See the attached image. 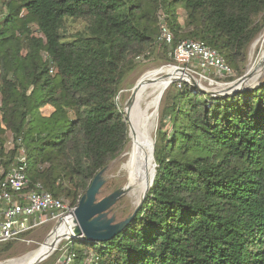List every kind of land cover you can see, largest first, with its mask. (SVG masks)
<instances>
[{
	"label": "trees",
	"instance_id": "obj_1",
	"mask_svg": "<svg viewBox=\"0 0 264 264\" xmlns=\"http://www.w3.org/2000/svg\"><path fill=\"white\" fill-rule=\"evenodd\" d=\"M263 29L264 0H0L1 164L24 147L31 182L77 206L129 141L117 97L137 63L174 62L191 39L242 74ZM154 145L136 217L107 242L72 240L75 264H264V81L229 96L174 82Z\"/></svg>",
	"mask_w": 264,
	"mask_h": 264
},
{
	"label": "built area",
	"instance_id": "obj_2",
	"mask_svg": "<svg viewBox=\"0 0 264 264\" xmlns=\"http://www.w3.org/2000/svg\"><path fill=\"white\" fill-rule=\"evenodd\" d=\"M161 39L169 44H172L174 39L173 33L165 24L161 26ZM170 55L175 57L178 66L188 69L196 68L205 72L214 70L221 76H232L235 73L218 50L202 41L182 40ZM138 59L142 61L144 57L139 56ZM2 106L0 98V117ZM9 136L10 139L5 144L8 150L13 149L16 143H21V139L16 141L13 134ZM3 174L4 178H0V244L19 241L41 226L58 222L76 208L55 197L42 183L31 182L24 147L19 148L16 161L8 171L0 162V175ZM75 261L76 253L69 243L58 263L75 264Z\"/></svg>",
	"mask_w": 264,
	"mask_h": 264
},
{
	"label": "rangeland",
	"instance_id": "obj_3",
	"mask_svg": "<svg viewBox=\"0 0 264 264\" xmlns=\"http://www.w3.org/2000/svg\"><path fill=\"white\" fill-rule=\"evenodd\" d=\"M82 27H84L83 21L81 20L75 21L71 23L69 31L76 32L80 30ZM263 37H264V29L254 39V41L251 43V45L248 48L247 60L244 66H242V71H243L242 74L241 72H237L236 70L233 69L235 72L234 75L221 76V75H217L214 72V70H212L211 72H205V71H202L196 68H189V69L187 67L185 68H187L188 71L193 74V76L200 82V84L204 87V89H207L209 91H218V90H215L214 88L221 84H223L226 88L229 86V84L236 82L241 77H243L251 69L252 65L259 63V60L261 59L264 53V38ZM166 65H178V63L176 61L167 62L165 60H161L157 58V56L155 55V56H152L150 59H147L144 62L137 63L135 69L132 70L130 73H128V75L124 79L121 90L117 97V103L124 113L126 112V107H127V104L130 98L132 97L134 88L139 82V80L141 79L142 75L150 69L158 68V67L166 66ZM191 67L193 66L191 65ZM263 71L259 75H257V72H255L253 76L240 87V91L258 87L264 81ZM178 81H181V80H176L174 82H178ZM172 85L164 93L159 109H158V116L155 121V129H154L155 142L157 138V129L159 128L161 117H162V112L164 109V98H165L166 93L172 89ZM224 89H220L219 92L221 93L225 92ZM211 95L217 96L213 94ZM224 95H221V96H224ZM50 110L51 108L49 107H44L42 109V111L45 114H51L54 109L51 110V112H49ZM9 135L10 134L6 136V142L10 139ZM8 149L9 148H7V150ZM154 149H155V146H154ZM130 150H131V138L129 136V141L127 142L122 153L117 158L112 160L111 163H109L108 165V168L104 174L106 178V183L102 188V192L99 195V199L109 195L110 193L114 192L116 189L123 187L124 185L128 183L129 172L125 164H127L128 162ZM155 170H156V164H155L153 173L151 174V177H150L151 184L153 183ZM143 194L144 193L140 190L132 189L128 194L124 195L115 204L111 212V215L115 214L118 221L125 219L130 213H133L134 210L137 208V206L139 205L142 199ZM63 201L67 205H69L68 204L69 202L67 200H63ZM56 225H57V222L46 224L44 226H41L35 229L33 232L25 235L24 236L25 238L20 239L19 241H12L10 248L6 252L0 253V263L6 260H10V259H21L22 257H23L22 259H24L34 254L35 252H37L50 239L53 233L52 230L54 229ZM72 240H73L72 237L62 239L60 243L57 245L56 249L51 253V255L39 264H59L58 262H59L60 256L63 253L65 246L69 244ZM32 251H35V252H32Z\"/></svg>",
	"mask_w": 264,
	"mask_h": 264
},
{
	"label": "bare ground",
	"instance_id": "obj_4",
	"mask_svg": "<svg viewBox=\"0 0 264 264\" xmlns=\"http://www.w3.org/2000/svg\"><path fill=\"white\" fill-rule=\"evenodd\" d=\"M254 69L257 75L261 74L264 70V53L259 63L252 65L250 70ZM186 76L187 74L179 70L175 65L153 68L142 75L139 80V88L135 92L133 91V96L130 98L125 112L129 123V136L131 138V150L125 166L129 172L128 181L133 190H140L144 193L148 186L151 185L150 177L155 168L153 145L155 143L154 129L158 109L164 93L175 81V78ZM224 88L225 86L221 84L214 89L219 91ZM56 226L52 230L53 233L50 239L37 252L32 251L35 253L24 259H22L23 257H19L21 259H10L0 264H28L38 258L51 254L53 251L52 244L56 238L64 239L71 237L74 227V217L68 215Z\"/></svg>",
	"mask_w": 264,
	"mask_h": 264
},
{
	"label": "water",
	"instance_id": "obj_5",
	"mask_svg": "<svg viewBox=\"0 0 264 264\" xmlns=\"http://www.w3.org/2000/svg\"><path fill=\"white\" fill-rule=\"evenodd\" d=\"M176 67L185 72L187 74L186 77H179L175 78L176 80H181L187 83H190L197 88L201 89L204 92L209 94L217 95V96H229L240 92V87L249 80L256 70H249L243 77H241L238 81L229 84L228 87L224 89L225 92L221 93L219 91H209L204 89V87L200 84V82L190 73L185 67H181L176 65ZM140 81L134 88V92L139 88ZM219 92V93H218ZM133 96V95H132ZM156 164V163H155ZM157 166V164H156ZM108 166L103 168L93 179L90 187L81 197L78 205L74 209L71 216L74 217V227L71 237L73 240L77 238H86L88 241L93 243L98 242H107L117 234L121 233L124 228H126L129 223L136 217L138 210L140 209L143 201L147 197L148 191L151 187L145 190L142 199L134 210L133 213H130L125 219L118 221L115 214L111 215L113 207L115 204L126 194H128L132 187L129 184V181L123 187L116 189L114 192L110 193L109 195L99 199V195L102 192V188L106 183L105 172ZM155 176L153 178V181ZM62 217L58 220L57 225L59 222L63 220ZM57 227V226H56ZM70 238V237H69ZM62 239L56 238L52 244L53 251L56 249L57 245L60 243ZM52 251V252H53ZM51 254L44 256L42 258H38L33 262L28 264H39L47 259Z\"/></svg>",
	"mask_w": 264,
	"mask_h": 264
},
{
	"label": "crops",
	"instance_id": "obj_6",
	"mask_svg": "<svg viewBox=\"0 0 264 264\" xmlns=\"http://www.w3.org/2000/svg\"><path fill=\"white\" fill-rule=\"evenodd\" d=\"M49 108H51V110H53V107H50V106H49ZM51 110H50L49 112H51Z\"/></svg>",
	"mask_w": 264,
	"mask_h": 264
}]
</instances>
